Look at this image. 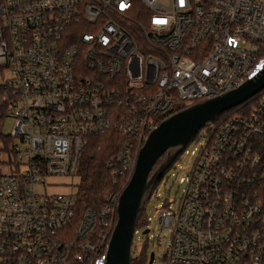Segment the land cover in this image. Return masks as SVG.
Returning <instances> with one entry per match:
<instances>
[{
	"label": "built area",
	"instance_id": "built-area-1",
	"mask_svg": "<svg viewBox=\"0 0 264 264\" xmlns=\"http://www.w3.org/2000/svg\"><path fill=\"white\" fill-rule=\"evenodd\" d=\"M263 67L264 0H0L13 139L0 168V264H105L146 134ZM263 88L248 112L191 140L183 193L157 218L169 229L162 264H264ZM112 126L120 144L105 166L125 181L78 213L75 194L47 193L45 177L76 174L86 139Z\"/></svg>",
	"mask_w": 264,
	"mask_h": 264
},
{
	"label": "water",
	"instance_id": "water-1",
	"mask_svg": "<svg viewBox=\"0 0 264 264\" xmlns=\"http://www.w3.org/2000/svg\"><path fill=\"white\" fill-rule=\"evenodd\" d=\"M264 87V67L254 77L220 95L198 100L158 120L139 147L131 174L116 203V221L107 242L105 264H130L131 242L141 208L162 173L196 134ZM148 232L142 229V234Z\"/></svg>",
	"mask_w": 264,
	"mask_h": 264
},
{
	"label": "trees",
	"instance_id": "trees-1",
	"mask_svg": "<svg viewBox=\"0 0 264 264\" xmlns=\"http://www.w3.org/2000/svg\"><path fill=\"white\" fill-rule=\"evenodd\" d=\"M264 89V88H263ZM5 91L0 92V123L5 116L8 100ZM253 105V98L244 103L235 106L223 112L215 119L208 129H216L222 122L236 114H244L248 112ZM82 148L79 166L76 174L79 182L75 192V208L78 213L87 207L98 208L103 205L105 195L112 191L118 190L123 185L122 177L113 178L109 170L105 166L106 159L116 153L119 149L120 136L115 129L110 127L104 134L97 136H89ZM13 139L8 134H3L0 130V166L6 163L7 159H11ZM179 156V155H178ZM177 156V157H178ZM175 158V160L177 159ZM10 162V160H9ZM164 172L155 183L154 188L163 178ZM147 217L144 214V207L141 208L136 222V228H144L147 225Z\"/></svg>",
	"mask_w": 264,
	"mask_h": 264
},
{
	"label": "rangeland",
	"instance_id": "rangeland-1",
	"mask_svg": "<svg viewBox=\"0 0 264 264\" xmlns=\"http://www.w3.org/2000/svg\"><path fill=\"white\" fill-rule=\"evenodd\" d=\"M12 122L8 117H3L0 123V130L3 134H9ZM199 143L190 141L185 151L183 150L176 160L164 171L163 178L153 189L150 197L144 204V214L148 218L146 228L148 232L142 234L143 228H136L132 237V250L145 243L147 253L153 251L154 257L151 264H162L161 256L164 253L169 240V229L157 223L159 210L163 202H169L172 208L176 207L184 189V183H179L178 178L184 177L187 169L194 161L199 148ZM192 152V153H191ZM2 157L3 155L0 154ZM4 166H0L2 168ZM45 182L51 184L45 187L47 193H68L75 194L79 182L77 174L66 176H48Z\"/></svg>",
	"mask_w": 264,
	"mask_h": 264
},
{
	"label": "flooded vegetation",
	"instance_id": "flooded-vegetation-1",
	"mask_svg": "<svg viewBox=\"0 0 264 264\" xmlns=\"http://www.w3.org/2000/svg\"><path fill=\"white\" fill-rule=\"evenodd\" d=\"M145 246H146L145 243H142L140 247H135V249L132 250V245H131L130 264H151L154 254L153 251L147 253L145 250Z\"/></svg>",
	"mask_w": 264,
	"mask_h": 264
}]
</instances>
